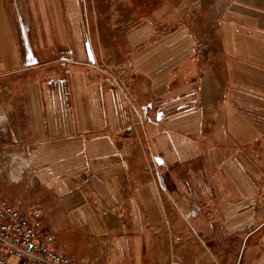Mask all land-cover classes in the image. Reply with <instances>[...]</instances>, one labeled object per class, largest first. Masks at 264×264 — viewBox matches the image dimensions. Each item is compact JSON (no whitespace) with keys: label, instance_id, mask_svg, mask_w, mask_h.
<instances>
[{"label":"crops","instance_id":"obj_1","mask_svg":"<svg viewBox=\"0 0 264 264\" xmlns=\"http://www.w3.org/2000/svg\"><path fill=\"white\" fill-rule=\"evenodd\" d=\"M110 7L0 0V192L85 264H150L165 231L264 264V0L169 30L165 0Z\"/></svg>","mask_w":264,"mask_h":264},{"label":"built area","instance_id":"obj_2","mask_svg":"<svg viewBox=\"0 0 264 264\" xmlns=\"http://www.w3.org/2000/svg\"><path fill=\"white\" fill-rule=\"evenodd\" d=\"M0 264L85 263L58 249L38 205L0 192Z\"/></svg>","mask_w":264,"mask_h":264},{"label":"rangeland","instance_id":"obj_3","mask_svg":"<svg viewBox=\"0 0 264 264\" xmlns=\"http://www.w3.org/2000/svg\"><path fill=\"white\" fill-rule=\"evenodd\" d=\"M206 1L208 0H165L162 21L166 29H172L177 25H191ZM106 2L111 5L115 17L112 26H119L118 19L122 16L125 0H106ZM114 65L116 68L121 67L120 63ZM100 67L114 68L111 62L102 63ZM158 238L150 252V264H218L219 253L210 252L192 236L165 231L164 235Z\"/></svg>","mask_w":264,"mask_h":264}]
</instances>
